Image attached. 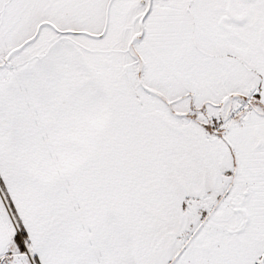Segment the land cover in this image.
Wrapping results in <instances>:
<instances>
[{"label":"snow or ice","instance_id":"obj_1","mask_svg":"<svg viewBox=\"0 0 264 264\" xmlns=\"http://www.w3.org/2000/svg\"><path fill=\"white\" fill-rule=\"evenodd\" d=\"M0 264H264V0H0Z\"/></svg>","mask_w":264,"mask_h":264}]
</instances>
